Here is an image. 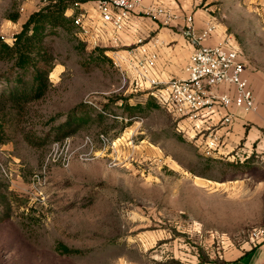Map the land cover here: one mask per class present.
Here are the masks:
<instances>
[{
  "label": "rangeland",
  "instance_id": "1",
  "mask_svg": "<svg viewBox=\"0 0 264 264\" xmlns=\"http://www.w3.org/2000/svg\"><path fill=\"white\" fill-rule=\"evenodd\" d=\"M198 2L243 52L247 73L264 75V8ZM42 5L0 0V34L13 43ZM141 15L139 39L157 40L164 26ZM139 39L94 44L63 30L48 38L52 86L0 145V264H221L264 231V152L248 144L250 123L230 151L225 135L209 149L205 124L181 121L124 79L127 50ZM7 68L0 61V74ZM116 97L158 106L130 116ZM73 109L89 121L56 139ZM58 243L80 252L62 253Z\"/></svg>",
  "mask_w": 264,
  "mask_h": 264
},
{
  "label": "built area",
  "instance_id": "2",
  "mask_svg": "<svg viewBox=\"0 0 264 264\" xmlns=\"http://www.w3.org/2000/svg\"><path fill=\"white\" fill-rule=\"evenodd\" d=\"M91 1L96 3V14L79 9L82 1L78 0L73 7L78 12L72 15L78 34L94 44L101 42L106 30L111 31V40L117 43L120 33L128 27L131 15L139 8L140 14L149 15L163 26L180 25L182 35L193 47L183 67V76L162 79L157 72L159 43L157 40L143 43L139 39L127 50L125 60L128 70L124 73V79L141 90L149 91L158 104L171 110L181 121L193 119L205 124L207 130L211 129L209 136H212V142H207L209 149H215L221 138H224L236 117L234 109H256L254 92L244 76L246 60L234 40L226 34L213 44L204 42L218 31L214 19L208 18L202 30L197 31L194 12H187L182 8L184 0H173L174 5L159 0L148 5H145L146 0ZM198 4L199 2L196 6ZM222 85L231 86L232 92L220 91ZM214 113H218L217 119L210 116ZM195 124L197 128L201 127L199 123ZM214 125L216 130L211 128ZM223 142L222 140V144ZM255 234L256 238H252L254 246L264 239V231L259 229Z\"/></svg>",
  "mask_w": 264,
  "mask_h": 264
},
{
  "label": "trees",
  "instance_id": "3",
  "mask_svg": "<svg viewBox=\"0 0 264 264\" xmlns=\"http://www.w3.org/2000/svg\"><path fill=\"white\" fill-rule=\"evenodd\" d=\"M42 1L43 5L28 15L21 29L13 36V43H8L0 34V61L8 63V68L0 74V145L11 140L12 131L28 114L29 105L43 99L52 86L49 75L54 67L55 56L47 43L48 38L59 30L78 34L74 15L66 14V10L74 7L78 0ZM77 12L76 9L75 14ZM18 17V14H14L10 19L15 21ZM122 100L121 106L130 112V116L136 110L158 106L149 100L145 105H132L126 99ZM88 114L86 111H70L57 129L60 131L56 139L61 140L80 129L89 121ZM56 248L66 254L80 252L63 243H58Z\"/></svg>",
  "mask_w": 264,
  "mask_h": 264
},
{
  "label": "crops",
  "instance_id": "4",
  "mask_svg": "<svg viewBox=\"0 0 264 264\" xmlns=\"http://www.w3.org/2000/svg\"><path fill=\"white\" fill-rule=\"evenodd\" d=\"M157 0H146L145 5L155 2ZM168 5H174L173 0H159ZM250 6L256 8H264V0H248ZM197 1L184 0L181 5L187 12H194V25L197 31H201L205 25V21L210 14H207L197 8ZM79 9L88 10L96 14L97 8L95 1H85L80 4ZM75 8L71 7L66 10V14L71 16L75 12ZM179 10V9H178ZM141 8L137 9L132 15L128 23L127 29L120 33V41L123 45L134 43L137 39L144 36L147 31L144 27V22L139 20L143 17ZM152 27V24L148 25ZM176 29V31L174 30ZM101 41L110 42L111 31L106 30L102 35ZM122 36V37H121ZM223 34L219 31L211 38L206 39L205 44H213L222 39ZM157 42L159 43V59L157 63V72L162 79H167L171 76L181 77L184 75L183 67L187 63L193 47L188 43L181 33V27L178 24L173 26L161 27L156 34ZM172 43V44H170ZM244 76L248 80L250 88L254 92L256 109L249 113H244L241 110H235L236 117L230 125L228 131L224 129L225 143L223 150L230 151L231 147L239 143L240 138L245 135L244 123H250L251 127L247 132L248 144L254 148L256 152H264V75L258 72H249L247 69ZM230 90L232 87L229 85H222L220 91ZM212 118L217 119L218 113L210 115ZM223 152V151H222ZM221 264H264V241L258 243L254 247H247L244 251H234L231 256L226 257Z\"/></svg>",
  "mask_w": 264,
  "mask_h": 264
}]
</instances>
